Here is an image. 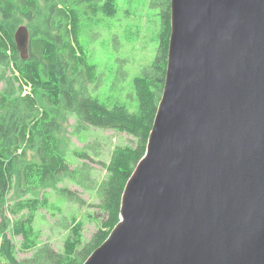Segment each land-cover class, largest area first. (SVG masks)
<instances>
[{
    "label": "water",
    "instance_id": "water-1",
    "mask_svg": "<svg viewBox=\"0 0 264 264\" xmlns=\"http://www.w3.org/2000/svg\"><path fill=\"white\" fill-rule=\"evenodd\" d=\"M163 95L85 264H264V0H171ZM20 57L30 32L18 28Z\"/></svg>",
    "mask_w": 264,
    "mask_h": 264
},
{
    "label": "trees",
    "instance_id": "trees-1",
    "mask_svg": "<svg viewBox=\"0 0 264 264\" xmlns=\"http://www.w3.org/2000/svg\"><path fill=\"white\" fill-rule=\"evenodd\" d=\"M151 6L159 10L156 57L134 79L137 109L131 111L121 103L107 106L89 92L98 88L100 74L80 44L81 23L100 14L115 17L117 0H0V68L5 78L9 73V87L0 94V259L7 264H84L121 221L123 193L146 154L166 83L171 0H152ZM19 14L30 22L27 60L15 42ZM70 117L76 118L77 133L93 127L136 141L100 162L106 172L100 182L91 165L72 169L67 162L64 124ZM66 181L93 193L98 203L60 187ZM48 189L80 207L100 209L105 218L91 239L85 241L84 223L74 219L62 251L39 245L35 223L49 207ZM18 238L21 251L32 253L29 258L19 260Z\"/></svg>",
    "mask_w": 264,
    "mask_h": 264
},
{
    "label": "rangeland",
    "instance_id": "rangeland-1",
    "mask_svg": "<svg viewBox=\"0 0 264 264\" xmlns=\"http://www.w3.org/2000/svg\"><path fill=\"white\" fill-rule=\"evenodd\" d=\"M151 4L152 0H117L118 12L115 17L100 14L94 20L87 19L81 23V47L87 52L88 59L98 66L100 74L98 88H90L89 92L107 106L121 103L131 111L137 109L134 79L152 65L158 46L156 39L160 28L157 16L159 10L152 8ZM22 26L28 27L23 22V25L18 24L15 29ZM2 74L3 70L0 68V94L1 90L9 87V73L6 78ZM75 125V117H70L64 124L67 162L72 169H78L86 165L85 163L91 165L93 177L99 182L106 177L100 162H109L116 147L136 144L135 139L126 133L93 127L77 133ZM75 153L87 155L89 158L83 159ZM60 187L78 192L80 198L87 203H98L93 193L74 183L66 181ZM46 191L50 198L49 207L38 213L35 223V229L40 234L39 245L49 244L56 251H62L74 219L83 221L85 241L91 239L105 218L100 209L80 207L58 196L53 190ZM1 221L0 216V223ZM15 242L19 260L32 256V253L21 251V238L15 239ZM0 264L7 263L0 259Z\"/></svg>",
    "mask_w": 264,
    "mask_h": 264
},
{
    "label": "flooded vegetation",
    "instance_id": "flooded-vegetation-1",
    "mask_svg": "<svg viewBox=\"0 0 264 264\" xmlns=\"http://www.w3.org/2000/svg\"><path fill=\"white\" fill-rule=\"evenodd\" d=\"M23 22H26L27 23V28H28V30H29V32H30V44H31V29H30V22H29V20L28 19H24V17L23 16H21V14H19V24H20V26L21 25H23ZM25 25V24H24ZM18 30V28L17 29H15V33H16V31ZM14 36H15V34H14ZM16 42V41H15ZM17 46V45H16Z\"/></svg>",
    "mask_w": 264,
    "mask_h": 264
},
{
    "label": "built area",
    "instance_id": "built-area-1",
    "mask_svg": "<svg viewBox=\"0 0 264 264\" xmlns=\"http://www.w3.org/2000/svg\"><path fill=\"white\" fill-rule=\"evenodd\" d=\"M28 88L30 89V87H28ZM29 89H28V90H29Z\"/></svg>",
    "mask_w": 264,
    "mask_h": 264
},
{
    "label": "bare ground",
    "instance_id": "bare-ground-1",
    "mask_svg": "<svg viewBox=\"0 0 264 264\" xmlns=\"http://www.w3.org/2000/svg\"><path fill=\"white\" fill-rule=\"evenodd\" d=\"M66 8V7H65Z\"/></svg>",
    "mask_w": 264,
    "mask_h": 264
}]
</instances>
